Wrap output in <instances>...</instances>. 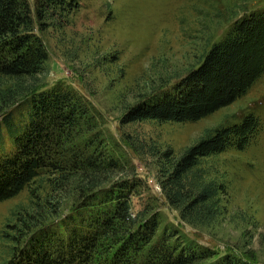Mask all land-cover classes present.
I'll list each match as a JSON object with an SVG mask.
<instances>
[{"label": "trees", "instance_id": "16d2710c", "mask_svg": "<svg viewBox=\"0 0 264 264\" xmlns=\"http://www.w3.org/2000/svg\"><path fill=\"white\" fill-rule=\"evenodd\" d=\"M80 1L37 0L33 11L28 0H0V80L12 82L0 93V203L50 174L57 175V191L71 189L79 197V206L62 221L61 197L54 204L46 196L33 203V212L19 213L7 225L15 235L3 237L14 244L6 264H199L201 253L171 243L170 234L159 236L157 215L133 213V186L103 187L119 165L101 150L85 102L68 90L40 91L38 76L48 54L36 27L71 15ZM263 76L264 12H259L237 23L173 93L130 108L122 121L199 122L246 95ZM24 97L27 113L16 119L11 108ZM260 127L249 115L238 125L206 132L178 157L163 153L169 161L164 196L182 219L204 225L216 217L221 189L208 179L202 161L245 150ZM213 264L242 263L224 258Z\"/></svg>", "mask_w": 264, "mask_h": 264}, {"label": "rangeland", "instance_id": "374dc122", "mask_svg": "<svg viewBox=\"0 0 264 264\" xmlns=\"http://www.w3.org/2000/svg\"><path fill=\"white\" fill-rule=\"evenodd\" d=\"M28 1L35 11L37 0ZM259 12H264V0H81L71 15L36 27L48 54L38 76L40 91L58 88L80 97L101 150L118 162V171L103 187L133 186V213L157 215L159 236L170 234L171 243L201 253L199 264L224 258L264 264V76L246 95L199 122L125 124L122 118L140 103L173 93L237 23ZM11 86L0 80V93ZM25 98L11 108L16 119L27 113ZM249 115L261 127L245 150L202 161L208 179L221 189L216 217L204 225L182 219L164 196L169 161L163 153L178 157L206 132L238 125ZM5 142L9 151L7 137ZM56 177L41 176L0 203V264H6L14 246L3 238L15 235L7 225H14L23 210L33 212V203L46 196L54 204V197H61L62 221L79 206L76 192L57 191Z\"/></svg>", "mask_w": 264, "mask_h": 264}]
</instances>
